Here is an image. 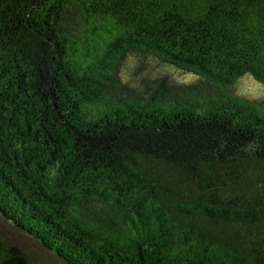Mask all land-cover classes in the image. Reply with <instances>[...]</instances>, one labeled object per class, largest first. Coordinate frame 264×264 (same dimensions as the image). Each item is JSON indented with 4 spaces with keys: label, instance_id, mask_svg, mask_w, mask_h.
<instances>
[{
    "label": "trees",
    "instance_id": "obj_1",
    "mask_svg": "<svg viewBox=\"0 0 264 264\" xmlns=\"http://www.w3.org/2000/svg\"><path fill=\"white\" fill-rule=\"evenodd\" d=\"M127 53L198 79L133 90ZM244 74L264 84V0H0L1 216L65 264H264Z\"/></svg>",
    "mask_w": 264,
    "mask_h": 264
},
{
    "label": "rangeland",
    "instance_id": "obj_2",
    "mask_svg": "<svg viewBox=\"0 0 264 264\" xmlns=\"http://www.w3.org/2000/svg\"><path fill=\"white\" fill-rule=\"evenodd\" d=\"M118 74L122 81L133 90L138 88L140 79L144 77L167 76L173 84L190 83L198 79L196 75L194 76L190 72L161 64L154 59L148 58L140 63L133 53H127L120 59ZM230 88L239 97L255 101L264 100V84L255 81L249 74H244L236 79ZM0 244L1 247L9 250V252L0 251V255L10 254L17 260V263H19L18 258L24 255V264H65L52 251L44 248L31 236L12 226L1 214Z\"/></svg>",
    "mask_w": 264,
    "mask_h": 264
}]
</instances>
